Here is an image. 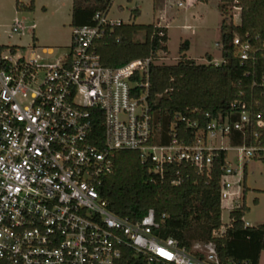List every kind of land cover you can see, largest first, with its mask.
<instances>
[{"label":"built area","instance_id":"obj_1","mask_svg":"<svg viewBox=\"0 0 264 264\" xmlns=\"http://www.w3.org/2000/svg\"><path fill=\"white\" fill-rule=\"evenodd\" d=\"M122 23L96 14L93 24L73 28L69 54L55 62L35 50L26 58L16 47L0 46V264H116L127 253L138 264H221L213 242L182 247L159 234L153 210L137 222L119 217L98 188L113 173L120 151L139 152L163 180L173 164L208 173L215 151L229 155L214 141L231 144L239 134L242 144L233 146L239 169L227 157L221 202L226 208L229 201L231 212L240 209L244 167L248 160L264 161L263 115L236 102L225 116L206 114L211 120L191 144L179 142L173 125L169 143L160 144L151 104L155 59L106 67L98 52L100 40ZM23 30L21 23L12 27L14 33ZM233 44L242 61L250 59V42L235 36ZM230 223L229 214L213 236L222 237Z\"/></svg>","mask_w":264,"mask_h":264},{"label":"trees","instance_id":"obj_2","mask_svg":"<svg viewBox=\"0 0 264 264\" xmlns=\"http://www.w3.org/2000/svg\"><path fill=\"white\" fill-rule=\"evenodd\" d=\"M114 0H73L71 26L93 24L98 13L108 14ZM208 3L209 0H197ZM241 8L240 24L234 23L230 10ZM17 11H33L34 0L26 6L16 0ZM219 11L222 63L197 64L185 55L188 42L181 44L179 60L174 65H153L151 104L154 139L168 144L172 131L181 144H191L204 130L210 118L227 115L236 102L244 103L253 114L262 113L264 119V0H220ZM140 10L131 18L136 20ZM229 18V21H228ZM143 34L144 40L137 36ZM251 44L250 59L242 61L234 46V37ZM168 30L155 24L122 23L98 43V52L106 67H119L138 59H157L159 53L168 54ZM185 119V120H182ZM188 122L197 123L196 128ZM101 137V122L96 126ZM255 144L254 142H252ZM260 143L264 145V138ZM233 146L241 145L239 134L231 137ZM210 171L199 173L185 164L167 167L160 180L151 172V162H143L137 151H120L115 158L112 174L105 177L98 190L108 203L109 210L122 218L140 221L150 210L161 224L159 234L174 238L182 247L191 248L195 242H213L221 264H259L264 252V224L246 226L244 217L249 208L243 204L230 213L231 223L222 237L213 232L224 226L222 222L221 179L228 152L215 151ZM263 169H264V161ZM248 165L244 167V193ZM179 181L178 184H174ZM257 204V200L254 201ZM164 220V222H162ZM116 264H138L126 254Z\"/></svg>","mask_w":264,"mask_h":264},{"label":"rangeland","instance_id":"obj_3","mask_svg":"<svg viewBox=\"0 0 264 264\" xmlns=\"http://www.w3.org/2000/svg\"><path fill=\"white\" fill-rule=\"evenodd\" d=\"M20 3L29 6L31 0H19ZM187 0H114L108 13L112 20L122 21L124 24L135 23L139 25H150L158 23L160 11L168 13L166 21L171 23V31L168 41L169 55L159 53L155 63L157 65H174L179 60V49L186 41L184 36H188V41L192 42L191 51L187 54L189 59L197 64H209V60L203 54L205 48L214 57L212 63L221 64V33L220 14L218 11V0H211L209 8L213 10L211 20L204 26H197L192 31L183 32V8L186 7ZM73 0H34L33 11H17L16 0H0V46L8 48L16 47L21 56L31 57V52L45 58L46 61L55 62L69 54L72 44L71 13ZM139 9L140 15L136 20L131 18L133 10ZM237 11L230 10L235 23L238 20L234 15ZM235 17V18H234ZM162 19V18H161ZM229 21V18H228ZM16 23H21L24 30L14 33L12 27ZM165 24V22H164ZM34 26V30H32ZM207 36V38H206ZM192 37V39L190 38ZM138 41H143V34L137 36ZM44 49H52L50 54H43ZM216 146H223L229 151L228 164L234 169H239L237 152L227 138L214 141ZM246 186L248 189L247 207L250 212L246 220L251 226L264 224V169L263 162L259 160H248V173ZM258 200V204L254 203ZM229 222L227 213H224V224ZM259 264H264V252L260 257Z\"/></svg>","mask_w":264,"mask_h":264},{"label":"crops","instance_id":"obj_4","mask_svg":"<svg viewBox=\"0 0 264 264\" xmlns=\"http://www.w3.org/2000/svg\"><path fill=\"white\" fill-rule=\"evenodd\" d=\"M210 2H211V0H209L208 3H200L197 0H187L186 7L182 3L178 4L179 7L183 8V13H184V15H183L184 20H183V25H182V31L183 32L192 31V35H194V30L196 29L197 26L198 27L204 26L208 23V21L211 20V15L213 14V10H211L209 8ZM219 5H220V0H218V11H219ZM219 14L221 17V19H220V23H221L222 16H221L220 11H219ZM159 15H160L159 17H161L162 19L161 18L158 19V23H156L155 25H158L161 27H166L168 30V38H169L170 31H171V23H169V21H166L168 13H166L164 10H162V11H160ZM236 16L235 17L239 20H238V23L237 22L235 23V20H234V23L236 25H238V24H240V12L239 11H238ZM164 22H165V24H164ZM193 24H196L197 26H194ZM184 38H186V41L189 44L188 50L185 53L186 57L189 59L187 54L191 51L193 41H191V42H190V40L188 41L187 38H189V37L186 35L184 36ZM190 38L192 39V37H190ZM206 38H207V36H206ZM203 54L205 55L206 58H207V56H211L212 60L214 62V57H213V55L210 54L209 48H205L203 51ZM168 55H169V52H168ZM247 196H248V192L243 193L242 204H245L246 206H247ZM257 204H258V200H257ZM224 207H226V208L222 207V222L223 223H224V213H227L228 218H229V214L232 210L231 203L229 201H226L224 203ZM249 212H250V209H249ZM247 214H249V213H247ZM244 222L246 224H248V226H251L249 224V222H247L246 217H244Z\"/></svg>","mask_w":264,"mask_h":264}]
</instances>
